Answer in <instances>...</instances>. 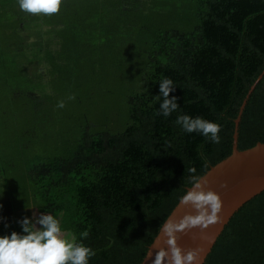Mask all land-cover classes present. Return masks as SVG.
<instances>
[{
	"label": "trees",
	"instance_id": "16d2710c",
	"mask_svg": "<svg viewBox=\"0 0 264 264\" xmlns=\"http://www.w3.org/2000/svg\"><path fill=\"white\" fill-rule=\"evenodd\" d=\"M244 103L242 151L264 143V0H65L51 17L0 0V237L51 214L88 264H141L192 177L232 154ZM181 114L221 125V142ZM205 264H264V191Z\"/></svg>",
	"mask_w": 264,
	"mask_h": 264
},
{
	"label": "clouds",
	"instance_id": "9594fccd",
	"mask_svg": "<svg viewBox=\"0 0 264 264\" xmlns=\"http://www.w3.org/2000/svg\"><path fill=\"white\" fill-rule=\"evenodd\" d=\"M65 0H18L20 9L32 15H45L51 17L61 11ZM174 82L170 78H164L159 83L160 97L163 98L160 104V111L157 115L165 117L176 112L180 105L177 97L169 98L170 93L175 89ZM75 95L68 97L74 100ZM66 106L64 100L57 103V107L63 109ZM187 133L198 132L210 139L211 142L219 144L221 138L219 133L222 126L208 121L202 117L193 118L187 114H181L176 119ZM206 166V165H205ZM195 173L196 169H187ZM209 181L206 176H193L191 189L180 198L178 207L192 205L197 214H187L180 220L170 216L164 220L159 228L160 236L166 237L167 249L160 247L158 243L154 246L159 250L156 253L152 264H196L199 255L198 250H184L178 245V232H185L188 229L200 227L207 229L210 225L217 224L222 210L221 196L210 189H206ZM227 187V183L222 185ZM163 194V193H161ZM2 207V206H0ZM23 232L21 235L13 232L10 236L0 237V264H88L89 259L96 255L95 251L83 243H76L64 238L60 222L51 214H41L35 221L24 218L20 221ZM37 225H42L38 228ZM89 233L84 231L81 236L87 238ZM151 251L148 257H151Z\"/></svg>",
	"mask_w": 264,
	"mask_h": 264
},
{
	"label": "water",
	"instance_id": "95a60500",
	"mask_svg": "<svg viewBox=\"0 0 264 264\" xmlns=\"http://www.w3.org/2000/svg\"><path fill=\"white\" fill-rule=\"evenodd\" d=\"M245 104L241 109L239 118L236 120L232 154L204 175L209 181L205 188L217 192L222 199V210L218 214L220 216L218 223L210 225L204 230L195 227L177 233L178 245L184 250L185 254L188 250H198L199 255L196 264H205L217 239L234 214L243 205L264 191V143H258L255 147L243 151L238 147L239 123ZM225 183H227L226 188L222 187ZM178 205L169 217L173 216V219L178 221L187 214H197V210L192 205H182L180 207ZM166 239V237L160 236L159 232L141 264H152L159 250L154 245L158 243L160 247L167 249L169 246L165 243ZM150 251L152 255L148 257ZM165 264H167V260Z\"/></svg>",
	"mask_w": 264,
	"mask_h": 264
},
{
	"label": "rangeland",
	"instance_id": "374dc122",
	"mask_svg": "<svg viewBox=\"0 0 264 264\" xmlns=\"http://www.w3.org/2000/svg\"><path fill=\"white\" fill-rule=\"evenodd\" d=\"M42 68L45 69V68H48V67L47 66H42ZM63 86H64V83H55V84L52 85L54 91L56 90V88H61L62 89ZM113 89L115 91L119 92V89L118 88H113ZM60 90L55 91V94H58V95L61 96ZM69 104L70 103H66V107H69L70 106ZM63 236H64V238L68 239L69 241H73V236H68V235H65V234H63Z\"/></svg>",
	"mask_w": 264,
	"mask_h": 264
}]
</instances>
